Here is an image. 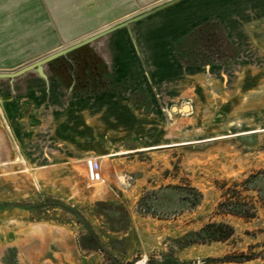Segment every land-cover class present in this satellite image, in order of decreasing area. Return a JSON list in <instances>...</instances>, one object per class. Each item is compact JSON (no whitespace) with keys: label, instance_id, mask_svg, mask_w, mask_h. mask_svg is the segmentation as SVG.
<instances>
[{"label":"rangeland","instance_id":"1","mask_svg":"<svg viewBox=\"0 0 264 264\" xmlns=\"http://www.w3.org/2000/svg\"><path fill=\"white\" fill-rule=\"evenodd\" d=\"M154 1L0 0V72L143 13ZM209 35L213 48L198 39L181 52L193 66L184 68L186 91L172 94L176 103L156 105L151 122L137 115L129 122L148 136L106 138L109 150L134 151L118 157V169L108 163L102 179L93 156L76 171L75 193L106 199L82 215L59 218L75 240L69 262L58 254L71 250L56 254L36 241L54 229H39V219L48 217L35 205L52 186L23 172L3 107L16 79L0 82L6 88L0 90L1 258L11 248L14 264H264V49L242 55L216 26ZM185 105L187 113L170 110ZM148 146L165 147L136 151ZM88 160L99 170L98 180L86 185Z\"/></svg>","mask_w":264,"mask_h":264},{"label":"crops","instance_id":"2","mask_svg":"<svg viewBox=\"0 0 264 264\" xmlns=\"http://www.w3.org/2000/svg\"><path fill=\"white\" fill-rule=\"evenodd\" d=\"M164 1L155 0L146 9ZM211 26L242 50V55L252 51L262 54L264 0H175L48 63L43 67L46 80L33 72L15 78V92L4 98L3 107L17 141L19 163L23 172H31L43 185L52 186L35 198L36 208L48 217L39 219V229L54 228L49 230L50 236L45 231L36 237L42 248H52L56 254L65 248L71 254L65 250L59 258L67 262L73 258L74 237L62 230L72 229L59 218L82 215L83 209H95L106 199L88 192L75 193L76 171L84 169L85 160L96 156L103 179L108 163H115L118 169V157L134 152L109 150L106 138L148 136L143 129L132 130L129 122L138 118L151 122L156 119V105L176 103L171 98L186 91L184 68L193 66L184 62L181 52L193 40L203 42ZM1 85L4 92L6 88ZM143 106H150L145 108L148 113ZM179 109L173 113H187ZM82 182L94 183L84 175ZM54 186H64L66 192H56ZM12 250L4 249L0 264H14Z\"/></svg>","mask_w":264,"mask_h":264},{"label":"water","instance_id":"3","mask_svg":"<svg viewBox=\"0 0 264 264\" xmlns=\"http://www.w3.org/2000/svg\"><path fill=\"white\" fill-rule=\"evenodd\" d=\"M175 0H166L164 2H161L160 4L148 9L147 11L140 13V14H135L133 16H130L126 19H123L122 21L115 23L113 25L107 26L91 35H89L88 37H85L73 44H70L69 46H66L62 49H59L51 54H48L34 62H31L23 67H21L20 69L14 71V72H0V80H4V79H8V80H13L17 77H20L28 72H35L40 78L46 80V75L44 74L43 71V67L45 65H47L48 63L52 62L53 60L59 58V57H64L66 56L68 53L77 50L85 45H88L96 40H98L99 38L114 32L118 29L127 27L131 22L138 20L146 15H148L149 13L155 11V10H159L161 8H164L166 6H168L169 4L173 3ZM188 109V106L185 105L183 106L181 109H179V112H187L186 110ZM177 111V108H173V112Z\"/></svg>","mask_w":264,"mask_h":264},{"label":"built area","instance_id":"4","mask_svg":"<svg viewBox=\"0 0 264 264\" xmlns=\"http://www.w3.org/2000/svg\"><path fill=\"white\" fill-rule=\"evenodd\" d=\"M98 170H99V164L97 162L92 160L87 161V172H88V179L90 182H94L98 180Z\"/></svg>","mask_w":264,"mask_h":264},{"label":"trees","instance_id":"5","mask_svg":"<svg viewBox=\"0 0 264 264\" xmlns=\"http://www.w3.org/2000/svg\"><path fill=\"white\" fill-rule=\"evenodd\" d=\"M201 29H203V28H201ZM204 41L206 42V44L209 43L212 48L216 45V43L213 41V37L210 35L205 36Z\"/></svg>","mask_w":264,"mask_h":264}]
</instances>
